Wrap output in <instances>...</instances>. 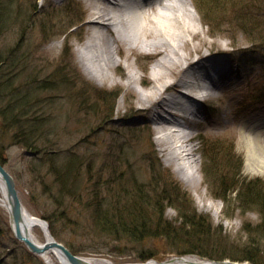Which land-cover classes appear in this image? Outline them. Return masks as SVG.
Segmentation results:
<instances>
[{"label": "rangeland", "instance_id": "rangeland-1", "mask_svg": "<svg viewBox=\"0 0 264 264\" xmlns=\"http://www.w3.org/2000/svg\"><path fill=\"white\" fill-rule=\"evenodd\" d=\"M190 3L198 30L193 39L189 35L185 52L196 62L199 57L213 54L212 61L200 63L213 75L216 85L215 92L207 93L208 98L199 105V116L186 119L194 134V157L199 161L197 176L201 183H195L197 187L182 178L167 160L168 151L158 143L157 121L160 114L169 115L152 103L154 100H142L137 90V86L150 90L157 78L153 66L164 57L163 53L156 56L155 50L142 44L128 56L132 44L118 43V61L96 76L86 70L81 50L95 27L90 24L91 9L86 0H0V6L9 10L7 29L0 30V53L7 56L9 63L2 78L13 84L12 95L29 99L23 115L30 113L44 119L37 154L13 139L14 128L2 121L7 101L0 99V159L14 176L26 210L52 226L53 237L79 257L107 259L112 264L166 262L180 257L205 259L179 255L164 238L113 240L101 233L96 221L101 212L125 215L122 210L127 207H150L148 213H156L157 219L158 211L151 204L156 205L164 193L171 197L172 204L159 200L163 221L177 218V207L184 204L197 217L207 218L205 226H209L208 241L213 249L241 252L251 247L249 243L257 249L264 247V234L257 228L264 225L260 206L239 208L234 194L227 201L217 198L222 195V179L238 173L236 181H258L263 193L259 199L264 203V171L255 173L249 169L242 137L252 133L264 146V45L252 46L236 24H229L241 16L264 19V14L254 8L228 10L226 0ZM201 14L211 19V27ZM126 29L127 41H134L135 33ZM102 30L104 41L112 38L108 28ZM229 66L230 73L218 78L216 71ZM180 70L181 67L178 78L189 80L188 74ZM135 72L136 77L131 78ZM175 78L165 80L176 82ZM172 94L165 92L161 96ZM114 100L115 109L111 111ZM175 118L181 120L180 116ZM43 150L49 151L51 157L44 158L39 153ZM67 164L73 165L70 172L64 170ZM55 166L62 169L55 173ZM61 181L68 187H63ZM233 187H237L235 183ZM176 193L181 198L185 196L183 203L175 198ZM201 199L219 204V214L202 208ZM32 235L45 242L42 229H34ZM142 252L152 253L155 259L141 261ZM0 264H46L15 238L10 214L2 206Z\"/></svg>", "mask_w": 264, "mask_h": 264}, {"label": "bare ground", "instance_id": "bare-ground-1", "mask_svg": "<svg viewBox=\"0 0 264 264\" xmlns=\"http://www.w3.org/2000/svg\"><path fill=\"white\" fill-rule=\"evenodd\" d=\"M138 6V10L130 20L122 22L119 19L121 12L120 5L112 4L106 0H86L90 11V24H94L92 34L88 40L82 45V56L86 60V70L90 73L100 76L104 71L108 70L110 64L114 65L118 60L116 57V48L118 43L126 42L132 44L128 48V56H131L138 51V46L150 47L155 50L154 55L163 53L164 57L157 60L153 66V73L157 78H154V84L150 90H145L137 86V90L142 97V100L159 105L161 110H164L169 116H165L162 120L157 121L158 127V143L163 146L162 150L168 151L167 160L174 164L176 171L182 176L185 181L200 184L197 174L199 170V161L194 157L195 147L192 144L193 132L188 122L184 124L175 118V116H195L198 117L200 111L188 109V104H196V102L204 101L201 96H194V83L205 87L210 77L208 72L202 70L198 75L195 74L196 68L199 66V61L204 62L212 57L213 54L199 57V61H192L189 58V53L186 54L185 48L189 40L198 30L195 24L194 12L190 0H131ZM144 1V2H143ZM148 1V2H147ZM126 23V24H125ZM129 23V24H127ZM128 25V26H127ZM115 27V28H112ZM135 33L134 41L128 42L126 38V28ZM108 28L112 38L104 41V32L102 29ZM129 30V31H130ZM197 34V33H196ZM191 38H190V36ZM163 36L164 38H160ZM188 36V37H187ZM193 39V38H192ZM128 40V41H127ZM143 44V45H142ZM159 48L161 50H159ZM121 52V49L119 50ZM120 55V54H119ZM155 56V57H156ZM181 67V74L189 73L190 79L185 80L178 78V71ZM203 69V68H202ZM164 70V72H163ZM131 78L136 77V72L131 73ZM104 76V75H103ZM135 76V77H134ZM168 77L178 78L176 82H167ZM130 78V80H131ZM175 78V79H176ZM133 80V79H132ZM181 87H185L184 94L181 92ZM205 89V88H204ZM208 92H214L216 85L211 81V85L206 88ZM183 91V90H182ZM165 92L173 93L170 97L161 96ZM200 93V92H199ZM153 96V97H151ZM151 97V99H147ZM188 103V104H187ZM194 106V105H193ZM259 135V134H257ZM247 150V164L249 169L255 173L264 171V146L256 141L257 136L252 133H244ZM190 172L191 176L188 177ZM122 173L119 172V175ZM189 183V182H188ZM0 206L4 207L8 213L10 206L8 203L6 191L3 183L0 181ZM200 206L207 210L214 209L216 214L220 212V206L215 201L203 202L200 200ZM25 223L27 231L31 235V239L38 245H43L50 240L49 232L46 224L38 217L30 212L25 213ZM36 228L43 230L45 234V242H40L32 235V231ZM46 264H68L64 257L57 251L48 250L39 255ZM87 264H112L107 259L82 257ZM56 259V260H55ZM143 264H213L208 259H199L192 257H180L166 262H158L150 260Z\"/></svg>", "mask_w": 264, "mask_h": 264}, {"label": "trees", "instance_id": "trees-1", "mask_svg": "<svg viewBox=\"0 0 264 264\" xmlns=\"http://www.w3.org/2000/svg\"><path fill=\"white\" fill-rule=\"evenodd\" d=\"M228 3L226 8L228 10H233L236 8L238 10H245L246 8H254L261 15L264 14V2L260 0H226ZM203 2V1H202ZM250 4H254L251 5ZM2 9V10H1ZM201 13V12H200ZM9 10L0 6V30L7 29ZM204 23L211 27L210 20L208 16L201 14ZM264 18V17H263ZM240 20H230L229 24L234 26L236 24L237 28L242 35L245 37L247 43L252 46H263L264 45V19H250L241 16ZM8 22V23H7ZM7 56L0 53V99L7 101V104L2 109V121L4 124H10L14 128L13 139L16 140L18 144L27 150L36 152L38 154L39 148L38 142L42 136L44 119L43 117L34 116L33 114L23 115V109L28 106L29 99L23 96H15L10 92L12 91V85L8 83L7 80L3 79L2 76L5 74V66L7 63ZM10 69L13 68V63L10 62ZM14 70L11 71L13 73ZM118 95H116L117 97ZM4 97V98H3ZM114 96L113 99H116ZM30 98V97H29ZM31 100V98H30ZM115 100L111 105V111H114ZM213 145H210V148ZM42 153L44 158L47 156L50 158L51 155L49 151L43 150ZM52 154V152H51ZM2 161V159H0ZM3 163V161H2ZM73 165H65L64 169L66 172H70ZM211 166V165H210ZM58 167H54L55 173L60 171ZM74 168V167H73ZM237 174L231 175V178H223L220 187L221 196L217 198L227 201L229 196L235 195L236 200L240 203L239 208L250 207L255 204L258 207L259 213L261 214L262 220L264 222V203L261 202L259 198H263L262 187H259L258 181H248L245 182L241 179L236 181ZM63 187H68V183L61 181ZM232 183H235L237 187H233ZM66 185V186H65ZM258 185V186H257ZM180 192V191H179ZM180 194V193H179ZM185 198V196L183 195ZM171 197L166 196L165 193L162 199L158 198L156 205L151 204L155 211H158L157 219L155 214L148 213L150 207L147 210H142L141 206L138 208L134 207L138 215L133 214L134 211L131 208L123 209L122 211L125 215L121 213L111 214L109 212H101L97 214L96 221L102 234H106L107 237H112L113 240L127 239L130 241H141L154 238H164L171 242L172 246L176 249V253L179 255H198L205 259H211L216 261H222L225 259H230L237 262H249L250 264H264V247L262 249H257L255 244L249 243L251 246L249 249H243L241 252H227L224 248L213 249L209 243V226H205L208 223L207 219L203 215H197L195 212L188 211L186 206L179 205L177 208L179 210V215L174 220H164V212L158 207L160 206L159 200L168 201L172 204ZM175 198L178 201L184 202V198L175 194ZM121 211V210H120ZM160 212V214H159ZM44 218V217H43ZM47 219V217H45ZM207 222V223H205ZM101 226V228H100ZM52 226L50 227V229ZM264 234V225L257 227ZM254 247V248H253ZM253 248V249H252ZM70 249V248H69ZM73 253L74 251L70 249ZM76 254V253H75ZM150 259H155V255L152 253L145 254L140 253V260L147 261Z\"/></svg>", "mask_w": 264, "mask_h": 264}, {"label": "water", "instance_id": "water-1", "mask_svg": "<svg viewBox=\"0 0 264 264\" xmlns=\"http://www.w3.org/2000/svg\"><path fill=\"white\" fill-rule=\"evenodd\" d=\"M0 181L3 183L8 203L10 206V222L17 240L22 242L30 252L41 255L48 250L57 251L61 254L68 264H87V262L77 255H75L64 244L58 242L49 232L50 240L46 241L43 245L36 244L32 239L29 231H27V225L25 223L26 209L19 196L16 181L13 175L5 168L0 161ZM47 229L48 224L45 222ZM49 231V230H48ZM213 264H249L232 262L227 260L216 261L210 260Z\"/></svg>", "mask_w": 264, "mask_h": 264}]
</instances>
